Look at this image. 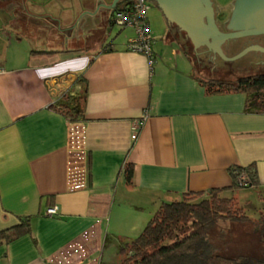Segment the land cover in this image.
<instances>
[{"label":"crops","instance_id":"0c3cea01","mask_svg":"<svg viewBox=\"0 0 264 264\" xmlns=\"http://www.w3.org/2000/svg\"><path fill=\"white\" fill-rule=\"evenodd\" d=\"M114 1L86 0L78 15L87 13L65 28L53 17L66 34L60 48L41 49L0 24V232L29 220L27 234L0 241V264H48L85 234L92 248L83 264L97 255L104 264L107 244L135 240L163 202L211 190L236 197L234 167L256 166L251 190L264 202V115L245 113V94H206L183 35L191 41L155 5L152 65L127 50L129 38L109 45ZM85 87V121L72 123L54 106ZM144 116L133 141L132 123ZM71 170L86 173L85 187L70 189ZM51 207L57 216L46 215ZM251 225L264 258V229Z\"/></svg>","mask_w":264,"mask_h":264},{"label":"trees","instance_id":"16d2710c","mask_svg":"<svg viewBox=\"0 0 264 264\" xmlns=\"http://www.w3.org/2000/svg\"><path fill=\"white\" fill-rule=\"evenodd\" d=\"M193 77L207 95L245 94V113L264 115V73L252 74L236 81L201 77L196 73ZM86 102L87 87L80 97L70 96L54 107L65 114L70 122L76 123L85 121ZM242 172L249 175L255 188L258 187L256 166L252 165L230 169L233 178L231 189H242L237 181ZM125 178L131 185L132 164L126 166ZM223 193V190L191 192L184 194L179 201L163 202L137 239L129 243L121 242L118 250L122 257L121 264H264V258L228 257L223 254L225 245L219 246L211 240V230L218 221H252L244 212L235 209L234 197L223 198ZM256 223L264 229L262 217ZM28 232L29 220L24 219L21 225L14 228L13 235L10 230L1 231L0 241L10 242Z\"/></svg>","mask_w":264,"mask_h":264},{"label":"rangeland","instance_id":"374dc122","mask_svg":"<svg viewBox=\"0 0 264 264\" xmlns=\"http://www.w3.org/2000/svg\"><path fill=\"white\" fill-rule=\"evenodd\" d=\"M86 0H0V24L9 25L11 31L15 35H25L34 38L37 41V46L43 48H60L63 44L65 33L57 29V22L54 18H59L60 25L65 28L79 21L83 12L78 15L81 10V3ZM220 6L229 7V4L234 0H214ZM149 11V19L151 14H156L162 18L160 11L152 4ZM79 16V17H78ZM227 15L220 16V19L227 18ZM152 20V19H151ZM150 20V23H151ZM158 19H154V22ZM163 20V19H160ZM225 21V20H224ZM22 27L27 28V32L23 33ZM107 28L106 34L112 31L111 40L118 43H123L128 38L134 36V32L130 29H121L111 26ZM184 40V35H183ZM109 42V41H108ZM42 43V45H41ZM185 51L190 55L196 63V74L201 77L216 78L221 80L236 81L242 77L264 73V53L260 51H252L235 60L234 62L226 61L218 54L206 49L194 50L192 44L184 40ZM226 45V44H225ZM224 45V47H225ZM254 46L263 47L259 42L249 43L242 41L237 46L235 53L229 54L228 57L236 55L248 48ZM262 54H260V53ZM199 54L201 58L195 59L194 54ZM199 61V62H198ZM200 61L202 63H200ZM259 62V64H257ZM263 62V63H262ZM81 91L79 95L81 96ZM79 96V97H80ZM223 198H231L222 194ZM235 209L239 212H244L252 221L245 223H236L230 220L218 221L211 230V240L219 246L225 245L223 254L228 257H251L261 260L257 252V231L253 230L251 223H256L261 217L264 219V202L257 195V192L251 189H242L235 196ZM263 229V228H262ZM139 237V236H138ZM137 237V238H138ZM136 238V239H137ZM122 257L119 255L118 247L115 243H108L104 252V264H121Z\"/></svg>","mask_w":264,"mask_h":264},{"label":"water","instance_id":"95a60500","mask_svg":"<svg viewBox=\"0 0 264 264\" xmlns=\"http://www.w3.org/2000/svg\"><path fill=\"white\" fill-rule=\"evenodd\" d=\"M121 0L109 7L117 8ZM168 22L184 31L195 50L208 47L226 61L234 62L252 51L264 53L263 47H248L234 57H227L224 45L232 41L264 36V0H235L230 17L220 27L213 0H150Z\"/></svg>","mask_w":264,"mask_h":264},{"label":"built area","instance_id":"2783aa9c","mask_svg":"<svg viewBox=\"0 0 264 264\" xmlns=\"http://www.w3.org/2000/svg\"><path fill=\"white\" fill-rule=\"evenodd\" d=\"M151 5L150 0H124L121 6L112 14L110 22L112 26L119 27L121 29H130L134 32V36L129 38L126 44L127 50L146 56L152 65L154 62V38L148 16ZM145 118L146 117L144 116L132 123L131 139L133 141L137 139ZM86 179V173L71 170L69 173L70 189H82L85 187L83 181ZM237 181L242 189L255 188L246 172H242ZM58 214V207H51L46 211V215L49 217H54ZM91 248L90 237L85 234L81 242H75L69 245L66 249L54 257L49 258L47 263L83 264L90 258ZM99 258V255H97L95 258L90 259V261L86 264H99Z\"/></svg>","mask_w":264,"mask_h":264},{"label":"flooded vegetation","instance_id":"af4514ba","mask_svg":"<svg viewBox=\"0 0 264 264\" xmlns=\"http://www.w3.org/2000/svg\"><path fill=\"white\" fill-rule=\"evenodd\" d=\"M214 1V0H213ZM235 1V0H234ZM233 3L234 2H232V3H230L229 4V7H226V6H220L219 4H217L215 1H214V6H215V10H216V12H217V19L219 20V24H220V27H221V29L223 30V31H226L227 29H226V26L223 24L224 23V20L226 19V18H224V19H220L219 17L220 16H223V15H227L226 17H228L229 15H230V12H231V10H232V6H233ZM152 4V3H151ZM154 5V4H153ZM176 34V37L177 38H180L181 37V35L179 34V33H175ZM185 40V39H184ZM242 41H246V42H249V43H255V42H259L260 44H262V46H264V36H260V37H253V38H246V39H242L241 40V42ZM235 48H233L229 43H227L226 45H225V47H224V50H225V52L226 53H229V54H232V53H235V51L236 50H234ZM260 53V52H259ZM260 54H262V53H260ZM194 56H195V59L196 60H199L200 58H201V56L200 55H197V54H194ZM199 62V61H198ZM200 63H202L201 61H200ZM263 63V62H262ZM257 64H259V62H257Z\"/></svg>","mask_w":264,"mask_h":264}]
</instances>
